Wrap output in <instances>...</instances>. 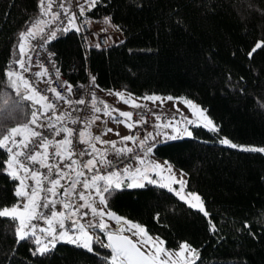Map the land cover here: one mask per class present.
Returning <instances> with one entry per match:
<instances>
[{
  "label": "trees",
  "instance_id": "trees-1",
  "mask_svg": "<svg viewBox=\"0 0 264 264\" xmlns=\"http://www.w3.org/2000/svg\"><path fill=\"white\" fill-rule=\"evenodd\" d=\"M38 4L0 0V134L27 123L39 106L22 99L30 95L23 85L17 95L5 76L9 65L21 71L14 63L19 34L40 14ZM104 16L119 25L120 38L86 45L80 29L58 28L47 41L71 81L91 71L103 89L185 95L206 106L218 129L192 123V136L163 139L153 149L186 173V187L201 194L208 216L163 183L147 180L106 197L108 207L168 246L189 241L199 255L195 264H264V152L242 150L264 148V0H97L80 15ZM7 159L0 148V208L19 198ZM16 226L0 217V264H108L105 233L96 228L100 242L91 252L59 241L33 255L35 243L17 242Z\"/></svg>",
  "mask_w": 264,
  "mask_h": 264
},
{
  "label": "snow or ice",
  "instance_id": "snow-or-ice-1",
  "mask_svg": "<svg viewBox=\"0 0 264 264\" xmlns=\"http://www.w3.org/2000/svg\"><path fill=\"white\" fill-rule=\"evenodd\" d=\"M97 0H84V4L79 6L80 15L82 16L85 11V6L88 10H91L92 7H95ZM38 7L41 10V13L45 16L51 13L52 21L59 19V13H52V0H48L47 10H45V0H39ZM64 9L66 14L69 13V10L64 7L63 4L60 5ZM76 14H69L68 25L63 31L67 32L72 29L79 31V28L76 25ZM49 23L48 21L37 20L29 27L26 31L19 34V42L17 48L20 53L19 59L15 60L14 63L18 65L19 69L22 71H16L12 69L9 65L8 69L5 71V76L8 79L9 85L16 90L17 95H21L20 86L23 85L26 92H31L33 95H23L22 99L32 101L34 105H40V107L34 110L31 113V119L23 124L13 127L7 130V134H0V148L5 149L8 154V159L4 161L7 174L15 181H18L14 189V195L20 197L22 201L17 204L8 207L4 206L0 208V217H8L12 221H15L16 226V235L18 241L32 239L36 245L33 255H44L45 253L51 251L52 248L56 246V243L63 241L66 243H71L77 247H83L88 251H92V243H99L100 237L93 236L89 233V228H96L102 233H106L107 242L102 244L103 247L110 249V256L107 257L108 264H195V260L199 259V255L196 249L192 248L191 245L186 242H181L178 245L177 250L170 251L163 247L165 241L160 237L153 238L148 235V232L139 224H132L123 217L116 215L114 212L106 211L107 209V198L111 196L116 191L123 190L124 187L127 188H142L144 187L143 183H137L136 180H147L149 183H156L147 176L148 168L152 170H160L161 172L167 171L172 173V166L168 161H164L163 164L156 162H149L147 166L142 170L141 168H136L135 172L129 167H125L122 170H112L106 173L102 172L101 169L104 167L111 168L112 161L107 159L106 149L101 150L97 149L93 141L99 142L101 144L111 146L112 152L115 156L126 155L133 151L132 148L127 147L124 144L123 147L117 148V141H104L101 139V136H92L91 132L88 130L91 126V123H94L95 119L99 117H94L92 121L86 125V127L79 131V143L88 145L91 148L90 153L86 152H76L72 148V139L73 129L63 125V121L70 116L69 113H56V105L51 102L47 95L41 94L33 86L32 82L26 79L23 76V72H30L31 68L25 64L26 51H30V48L26 50L25 42L35 39L38 34H43L45 31L42 25ZM104 23L111 25V17H105ZM116 29H119V25H111ZM56 37V31H52L49 36L45 39L51 40ZM262 45L258 43L257 48ZM255 51V48L253 49ZM251 55V53H249ZM28 65L31 64V57H27ZM38 77L43 78L47 75V69L41 68L40 72H37ZM92 83H95V77L91 78ZM62 87L66 89L68 96L64 95L62 92L57 91L55 88L49 87L46 91L52 92L55 94L58 100H63L65 103H68L70 106L73 104V101L69 99L72 93V85L68 84L66 81L62 83ZM118 98H120L124 103H130L134 108L143 107V105L136 103L134 100L125 99V94L122 92L112 93ZM92 108L94 112H101L109 116L113 121L124 123L129 129L133 128L136 124L145 123L146 121L143 117L137 121H131L133 116L132 112H123L119 109H114L110 105L104 103L103 109L96 107L97 99L95 93H92ZM34 97H38L35 99ZM130 97V94H129ZM143 99L160 100V97L156 96H145ZM167 99H173L172 97H167ZM182 99V98H181ZM162 102V101H161ZM183 103L188 105L190 109L193 110L194 115L196 112H199L200 117H203L205 121L203 123L204 127L209 128L210 131H218L216 126L213 124V121L207 117L206 111L199 109L190 100H183ZM76 104H85L84 99H77ZM103 103V102H101ZM51 113V115H49ZM53 117L55 120L61 123V127L57 128L56 124L52 122ZM41 119L49 121L47 125L39 123ZM157 120L160 119L159 116L156 117ZM174 119V118H173ZM185 120L188 123H193L194 121ZM72 123H76L77 120H71ZM197 126H200L199 124ZM48 127L54 130L55 135H60L64 133L63 140H48V138L40 131H37V128ZM157 127H161L157 125ZM163 127H172L171 123L164 124ZM175 131H180L179 129H174ZM113 129L109 128L103 133L106 135L108 132H112ZM183 132L187 136H192V132L187 128L183 129ZM117 136L120 134L115 133ZM157 135H160L157 132ZM179 136L165 134V139L176 140L179 139ZM148 139H155L152 133H148L143 140H138V137L128 135L120 137V143L125 141H132L134 144L138 142L139 146L144 150L145 155L152 153L153 149L156 147L155 144L145 147ZM36 142L37 150L34 152L26 151L29 149V145ZM224 144H230V141L224 139L221 141ZM50 146L54 148V155L57 156L61 161L67 160L68 163L61 167L57 164L55 166L51 163V155L49 152ZM236 147V145H230ZM245 151H261L264 152V148H245L242 149ZM89 155L92 158L88 159L86 162L80 164V167L86 169L88 172H92L93 175L90 178H85L81 180L80 178L85 177L86 173L79 170V168H74V165H77L78 161L73 159V156H84ZM140 160V163L144 164V159L137 157ZM27 162V163H26ZM29 164H37L41 168H46L49 175H46L43 172L33 170L29 167ZM65 168L68 169L65 172ZM55 173V176L51 175ZM74 173V175H73ZM131 178L132 182L125 183V177ZM183 176V173H181ZM31 179L32 184H28L26 181ZM62 180H67L68 185L65 187L61 183ZM47 181L48 187L45 189L44 182ZM181 187L187 184V181L180 180L175 181ZM81 185L85 190H87V195L85 192H77V186ZM161 187H169L170 191H175L169 185L161 184ZM63 189V191H60ZM47 192L48 196L45 197L42 193ZM95 195L96 199H89L92 195ZM175 194L181 199H185L181 195L180 191H176ZM60 195L66 199H62L59 203L62 204V207L65 211H56L55 204L57 203L55 197ZM189 196L193 197L195 200L199 201V204H193L192 207L198 208L199 211L204 212L205 216H208V213L203 208V201L200 196L195 193H188ZM77 196L79 200L83 203L76 204L71 200V197ZM99 202L103 207H96V202ZM89 209L93 217H99V221H92L88 224L87 228L79 219H73V217H83L87 216L89 213L87 211L81 212V209ZM42 209H51L50 215H45ZM114 219L117 224H120L123 221V224L130 225L127 229L132 232V236L137 237L135 240L130 237L123 235L125 231L124 227H120L116 232H112L108 223L104 220V217ZM44 220L47 227H39L34 221ZM65 219L72 220V230H69L65 227ZM210 223V230L215 232L216 227L214 224ZM245 228H248L249 225L247 222L244 224ZM59 229V231L57 230ZM39 233V234H38ZM185 253L187 255H185ZM178 258V259H177Z\"/></svg>",
  "mask_w": 264,
  "mask_h": 264
},
{
  "label": "built area",
  "instance_id": "built-area-1",
  "mask_svg": "<svg viewBox=\"0 0 264 264\" xmlns=\"http://www.w3.org/2000/svg\"><path fill=\"white\" fill-rule=\"evenodd\" d=\"M63 4V0H52V10L54 13H59V19L52 21L50 18L48 20L49 23H46L43 25L45 31L43 34H38L35 39H31L30 43V51H28V57H31V64L28 65L27 59L25 60V64L31 68L30 72H23L25 75V78L28 79L30 82H32L33 86L39 91L41 94L47 95L49 100L53 102L56 105V108L58 112L60 113H69L70 116L67 117L63 123H66L69 128H72L73 136L72 139V148L76 152H86L90 153L91 148L83 143H79V131L83 130L86 125L90 121L93 120L95 117L94 111L92 108V93H95V97L97 99L96 105H101L106 101L107 95L106 91L108 89L103 88H97L95 84L92 83L91 78L93 77V73L91 71L88 72L87 76L84 79H81L79 81H71L69 77L60 70L57 58L54 55L53 50L48 45L47 41L48 39H45V37L49 36L52 31H55L58 28H65L68 26V18L69 14L75 13L76 14V21L78 23V27L83 35L84 41L86 45H88L91 42H98L99 44H107L111 40L118 39L121 37V32L117 30L115 27L105 24L103 19H87V18H81L79 8L76 2H71L70 5L66 6L65 8L69 10V13L66 14L64 12V9L60 7V5ZM111 26V27H110ZM41 68L47 69V75L43 78L38 77L36 75L37 72L41 71ZM69 71H73V66H70ZM22 71V70H21ZM67 82L68 84L72 85V93L69 97L73 101V104L70 106L68 103H65L63 100H58L54 93L46 91L49 87L57 89V91L62 92L64 95L68 96V93L66 92V89L62 87L63 82ZM77 99H84L86 101L85 104H76L75 101ZM103 102V103H101ZM119 108V107H118ZM125 111L132 112L133 116L131 117L132 121L140 120L141 117L146 121L145 123L136 124L133 128H131V135L132 136H138V140H143L144 134L142 135L143 130L148 129L151 126L150 118L152 114L159 115L160 119L158 121L162 122L165 120L166 115L164 113H158L155 110H152L150 108H124ZM50 115V113H49ZM77 120L76 123H72L71 120ZM56 124L57 128L61 127V123L58 121H52ZM49 122H44L42 124L47 125ZM107 126V118L105 116H100L99 119H95L94 123H91L90 128L88 129L92 136H96L104 131V129ZM148 127V128H147ZM37 131L42 132L48 140H63L64 133H61L60 135H55L54 130L48 127L44 128H37ZM145 135L148 134L147 130L144 131ZM164 139L163 136L155 137V139H148L145 147L151 146L152 144H156ZM129 148H132L133 151L131 153H128L126 155L121 156H115L113 152L107 154V159L112 161V167L107 168L104 167L101 169L102 172L106 173L108 171L112 170H122L125 167L132 166L136 161L137 157H140L144 150L139 146L138 142L133 143ZM37 150L36 142L34 141L33 144L29 145V149L26 151L34 152ZM49 152L51 155V163L53 166L59 164L61 167L66 165L68 163L67 160L61 161L57 156L54 155V148L50 146ZM92 158L89 155L84 156H73V159L77 160V165H74V168H79V170L84 171L86 173L85 177L80 178L81 180L85 178H90L93 173L88 172L86 169H83L80 167V164L83 162H86L88 159ZM27 163V162H26ZM29 167H31L33 170L43 172L46 175H49L48 170L46 168H41L37 164H29ZM65 172L68 171L67 168L64 169ZM54 178L55 173L53 172L51 174ZM74 175V173H73ZM28 184H32L33 181L31 179H28L26 181ZM62 184L67 187L68 181L62 180ZM45 189L48 187L47 181L44 182ZM84 188L81 185L77 186V192H84ZM60 191H63L61 189ZM45 197L48 196L47 192L45 191L42 193ZM57 203L55 204V210L65 211L62 207V204L59 203L62 199H66L64 197H61L60 195H57L55 197ZM71 200L76 203L80 204L83 203V201L79 200L77 196L71 197ZM17 202H26L22 201L19 197ZM43 213L45 215H50L51 209H42ZM87 211L89 214L87 216L83 217H77L78 219L85 222L87 225L92 221H97V217H93L91 211L87 208L81 209V212ZM39 227H47L44 220H37L34 221ZM65 227L71 232L72 230V224L65 220ZM123 226H115V228H120ZM59 231V229H57ZM126 231V230H125ZM39 234V233H38ZM93 236H99V234L94 233Z\"/></svg>",
  "mask_w": 264,
  "mask_h": 264
},
{
  "label": "rangeland",
  "instance_id": "rangeland-1",
  "mask_svg": "<svg viewBox=\"0 0 264 264\" xmlns=\"http://www.w3.org/2000/svg\"><path fill=\"white\" fill-rule=\"evenodd\" d=\"M67 2V0H63V4L65 5V3ZM69 5L71 4V2H76L77 5H78V8L81 4H84V0H69ZM47 3H48V0H45V9L47 10ZM86 8V6H85ZM80 11V10H79ZM35 21H33L34 23ZM76 22V25L78 27V24H77V21ZM109 25V24H108ZM69 26V25H68ZM111 27V26H110ZM31 42V40H30ZM26 44V42H25ZM27 57H28V52H27ZM23 76L25 77L24 73H23ZM97 88H99V86L96 84V82L94 83ZM117 91H122V93L125 94V99H131V100H134L136 103H139L141 105H143V107H140V108H150L152 110H155L157 111L158 113H164L166 115V118L164 121L160 122L156 119L157 116L159 115H156V114H152L151 118H150V121H151V126L148 128V129H145L147 130L148 133H152V135L154 137H159V136H165V134H168V135H172V134H175L176 136H182V135H186L184 132H183V129L184 128H187L189 131L192 132L193 134V130H192V126L191 124L192 123H188L185 118H187V120H191V121H194L193 123H204L205 121L203 120V117H200L199 115V112L197 111L196 114L194 115L193 113V110L190 109L188 107V105H186L185 103H183L182 101L183 100H190L192 101L195 105H197L199 107V109H203L206 111V114H207V117L210 118L212 121H213V124L216 125L213 117L211 116V114L208 112L206 106L202 105L200 102L198 101H195L193 99H191L190 97H187L185 95H172V94H163V93H160V92H150L148 94H145V95H137V94H134L132 92H129L128 90H125V89H121V90H117ZM129 94H130V97H129ZM30 95H33L31 92H30ZM106 95H107V91H106ZM145 96H156V97H160L161 99L160 100H156L155 102L153 101L152 103L150 102H147L149 101V99H143V97ZM167 97H172L173 99H167ZM35 99H38V97H34ZM182 98V99H181ZM162 101V102H161ZM104 103L110 105L112 108L114 109H119L123 112H128V111H125L124 108H134L131 106L130 103H124L120 98H112L110 96L107 95V98H106V101H104ZM104 103L99 105V108H103L104 106ZM40 107V105L38 106V108ZM119 107V108H118ZM57 110V108L55 109ZM57 114H59L60 112L56 111ZM51 115V113H50ZM105 116V115H103ZM107 118V121L109 122L110 125H112V119L109 117V116H105ZM174 118V119H173ZM52 121H56L55 120V117H53V120ZM44 122H49L45 119H41L39 121V123H44ZM131 122V121H130ZM168 123H171L172 127H163L164 124H168ZM24 123L22 124H16L15 126L13 127H16L18 125H23ZM124 124V123H122ZM157 125H160L161 127H157ZM12 127V128H13ZM111 128V126L109 127ZM112 129V128H111ZM174 129H179L180 131H175ZM145 130H143L142 132V135L144 134V137L146 136L145 135ZM130 132H131V129H130ZM157 132L160 133V135H157ZM170 132V133H169ZM131 134V133H130ZM98 136V135H96ZM138 137V136H136ZM104 140V139H102ZM105 141V140H104ZM108 141H117V144L120 142L118 141V139H112V140H108ZM133 144V143H132ZM131 144V145H132ZM95 145H96V148L97 149H101V148H105V147H108L109 145H105V144H101L99 142H96L95 141ZM130 145V146H131ZM129 147V146H128ZM145 155V152L140 156V158ZM138 160V159H137ZM137 162V161H136ZM135 162V163H136ZM169 162V161H168ZM134 163V164H135ZM173 168L172 170V173H168L166 170L161 172L160 170H152L150 167L148 168V171H147V176L155 181V182H159V183H165L173 188H177L178 191L181 192V195H183L185 197V199L191 203L192 205L193 204H199V201L195 200L193 197L189 196L188 193H195L197 195L200 196L201 200L203 201V208L204 210L207 212V209H206V206L204 204V200L201 196V194L197 191V190H193V189H189L186 187V185L184 186L183 189H181L180 185L177 183L175 185V181L177 180H180L181 178L183 180L186 181V173L181 170L180 168H178L177 166H175L174 164H172L171 162H169ZM176 167V168H175ZM145 167L141 168L142 170L144 169ZM177 168L179 170H177ZM174 169L176 170V172L174 171ZM157 171V176L155 175ZM179 171V173H178ZM135 172V170L133 171ZM181 173H183V176H181ZM130 177V176H129ZM131 180V178H130ZM146 180H136L135 182L137 183H144ZM132 182V180L130 181ZM18 184V183H17ZM87 190H84V192H86ZM93 198H89V199H96L95 198V195L93 194ZM18 202H14L13 204L11 205H4V206H8V207H11L15 204H17ZM2 206V207H4ZM96 206L99 208V207H103L102 205L99 204L98 200L96 202ZM1 207V208H2ZM106 211H111L110 209H106ZM112 212V211H111ZM120 217H123L121 215H118ZM124 219H126L127 221L131 222L132 224H137L135 222H133L132 220L128 219V218H125L123 217ZM99 217H97V222L99 221ZM104 220L108 223L109 226H123L125 228L126 231H128L127 229L130 227V225H125L123 224V221L120 223V224H117V222L112 219V218H109L107 216L104 217ZM81 223H83L85 225V227L87 228V224L85 222H83L82 220H80ZM141 225V224H139ZM143 228L144 226L141 225ZM112 228V227H111ZM89 233L91 235H94V233L96 234H99V232H97L94 228H89L88 229ZM135 231V229H132V231H128L130 232V234L132 235V232ZM148 235L149 236H152L153 238L155 237H160L163 241H165L164 237L160 236V235H157V234H154V233H149L148 232ZM100 237V236H99ZM137 238V237H135ZM102 239V238H101ZM181 242H186L187 244L191 245L192 248L196 249L189 241L187 240H182ZM180 242V243H181ZM179 243V244H180ZM178 244V245H179ZM93 245V243H92ZM91 245V247H92ZM178 245L177 246H168L165 242V244L163 245V247H165L166 249L170 250V251H173V250H177L178 249ZM185 255H187L185 253ZM178 259V258H177Z\"/></svg>",
  "mask_w": 264,
  "mask_h": 264
},
{
  "label": "crops",
  "instance_id": "crops-1",
  "mask_svg": "<svg viewBox=\"0 0 264 264\" xmlns=\"http://www.w3.org/2000/svg\"><path fill=\"white\" fill-rule=\"evenodd\" d=\"M69 0H67V2L65 3V5L66 6H68L69 5ZM87 9V6H86V8H85V10ZM46 10V9H45ZM79 10H80V8H79ZM51 12L52 13H54V11L51 9ZM105 17H109V16H104V17H101V19H103V21H104V18ZM51 18V13H49V15H47V16H45V15H43L41 12H40V14L33 20V21H37V20H42V21H48L49 19ZM33 21H32V23L29 25V27H31L32 25H33ZM78 24V23H77ZM111 25H114L113 24V22H112V20H111ZM43 26V25H42ZM28 27V28H29ZM27 28V29H28ZM26 29V30H27ZM25 30V31H26ZM30 41H26V44H25V47H26V50L27 49H29V47H30ZM27 52L28 51H26V59H27ZM25 59V60H26ZM121 89H123V88H121V87H116V88H109L108 89V91H107V95L108 96H110V97H112V98H118L116 95H114V94H109V92L111 91L112 93H116V92H122V91H117V90H121ZM147 102H150V103H152L153 102V100H149V101H147ZM96 107H99V105H96ZM101 109H103V108H101ZM94 115H95V117H100V116H103V115H105L104 113H103V111H101V112H95L94 113ZM105 116H107V115H105ZM130 122V121H129ZM111 126V128L113 129V131L112 132H108L106 135H104L103 133L106 131V129H109V127ZM119 133L120 135L119 136H117L115 133ZM170 133V132H169ZM128 135H131L130 134V129L128 128V127H126L125 126V124H122V123H119V122H115V121H113L112 120V125H110L109 124V122L107 121V126H106V128L104 129V131L102 132V133H100V134H98V136H101V139H104L105 141H108V140H112V139H118V141H120V137H123V136H128ZM172 135H175V134H172ZM165 137V136H164ZM93 143H95V141H93ZM133 142L132 141H125L123 144L122 143H118L117 144V148H120V147H123L124 146V144H126L127 145V147L128 146H130L131 144H132ZM107 150L106 151V155L107 154H109V153H111L112 152V149H111V146H108V147H105V148H101V150ZM141 158H143L144 159V164L142 165L141 163H140V160L138 159L137 160V162L135 163V164H133L132 166H130L129 168L132 170V172L136 169V168H143V167H145V166H147L148 164H149V162L151 161V162H156V163H160V164H163L164 163V161H167L165 158H163V157H160V156H158V155H156L155 153H154V151L152 152V153H149V154H147V155H143ZM176 168V167H175ZM172 170H173V168H172ZM177 170H179L178 168H177ZM174 171L176 172V170L174 169ZM154 172H155V170H154ZM178 173H179V171H178ZM155 175L157 176V171H156V173H155ZM186 176V175H185ZM131 180H130V177H125V183H128V182H130ZM163 184H165V183H163ZM177 183H175V185H176ZM165 185H167V184H165ZM171 187V186H170ZM172 189H174L175 190V192L176 191H178L177 190V188H173V187H171ZM85 194L87 195V191L85 192ZM94 196L92 195L91 197H89V198H93ZM186 200V199H185ZM96 206V205H95ZM97 207V206H96ZM107 208L108 209H110L109 207H108V205H107ZM112 212H114L116 215H119L118 213H116L115 211H113L112 209H110ZM73 219H78L77 217H73ZM66 221H68V222H70L71 224H72V220H69V219H65ZM80 220V219H79ZM110 228L111 227H115V226H109ZM128 232V231H127ZM128 233H130V232H128Z\"/></svg>",
  "mask_w": 264,
  "mask_h": 264
},
{
  "label": "water",
  "instance_id": "water-1",
  "mask_svg": "<svg viewBox=\"0 0 264 264\" xmlns=\"http://www.w3.org/2000/svg\"><path fill=\"white\" fill-rule=\"evenodd\" d=\"M63 125H64V126H67L66 123H63ZM67 127H68V126H67ZM63 139H64V137H63ZM117 229H118V228H110V230H111L112 232H116ZM122 234H123V235H126V236H130V237H132L134 240L136 239L134 236H132V235H131L130 233H128L127 231H124ZM105 236H106V234H105ZM106 239H107V236H106Z\"/></svg>",
  "mask_w": 264,
  "mask_h": 264
}]
</instances>
